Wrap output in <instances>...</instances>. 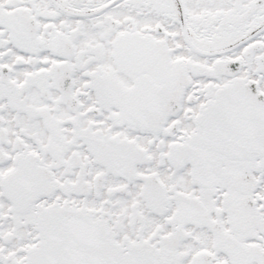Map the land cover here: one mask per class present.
<instances>
[{
    "label": "snow or ice",
    "instance_id": "obj_1",
    "mask_svg": "<svg viewBox=\"0 0 264 264\" xmlns=\"http://www.w3.org/2000/svg\"><path fill=\"white\" fill-rule=\"evenodd\" d=\"M0 264H264V0H0Z\"/></svg>",
    "mask_w": 264,
    "mask_h": 264
}]
</instances>
